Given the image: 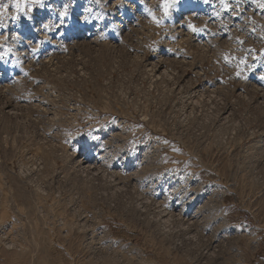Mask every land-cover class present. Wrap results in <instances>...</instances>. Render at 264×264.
Segmentation results:
<instances>
[{
  "label": "rangeland",
  "instance_id": "1",
  "mask_svg": "<svg viewBox=\"0 0 264 264\" xmlns=\"http://www.w3.org/2000/svg\"><path fill=\"white\" fill-rule=\"evenodd\" d=\"M218 3L176 0L167 32L141 0H42L0 27V264H264V37L229 79L209 42L255 6Z\"/></svg>",
  "mask_w": 264,
  "mask_h": 264
},
{
  "label": "clouds",
  "instance_id": "2",
  "mask_svg": "<svg viewBox=\"0 0 264 264\" xmlns=\"http://www.w3.org/2000/svg\"><path fill=\"white\" fill-rule=\"evenodd\" d=\"M124 2L125 0H114V3L116 5H120ZM141 3L144 4V10L147 14L146 22L149 26L154 27V28H161L165 32L174 31V29H167L164 27L165 17H167L168 15H165L163 12V9L161 7V0H141ZM246 3H247V0H233V2L229 4L231 8H234L236 10H234L231 14L233 16L239 15L240 12L244 11V6ZM104 4H105V7H107V4L106 3ZM252 4H254L255 7L252 8V11H247L243 15L241 24L236 27L235 32L232 34V36L230 37V39L225 45H220L218 43L212 44L211 42H209L210 47H212L215 52L214 59L218 61L223 68L229 70V79L233 77H241L242 74L245 73L246 71V68H245L246 61L244 59V55H245L246 50L249 47H251L247 43V38L252 37L253 39H256L257 37H264V14H261L258 11H256V9H264V8H261L258 4L253 3V0H252ZM37 5L39 4H32L30 0H29V4L27 5V7H25L22 2L18 6L14 2V0H0V27H3L4 25H6L9 22L10 18L15 20L21 14L25 17H29L33 11V8ZM175 6H176V0L170 9L175 8ZM216 8L217 10L224 9L223 6L220 4V2L217 4ZM149 10L151 11V13L155 14V17L160 21L159 23H156L153 20L152 15L149 14ZM88 14L91 15V9L88 10ZM220 17H221V12L217 11L216 13L217 23L212 25L213 29L221 30V28L225 29L229 27L226 21L224 19H221ZM201 21L203 22V26H201L199 23H194V22H201ZM189 22L196 25L197 28L203 29V31H198V32L191 31L192 33L204 32L207 29V25L211 24L209 17L206 15L190 16L185 21L187 28H188ZM45 25L49 26L48 28L44 27L46 31L48 32V30L50 29V25L48 23H46ZM151 27L149 30H151ZM241 33L244 35L245 37L244 39H241V36L239 35ZM253 33L255 35H253ZM215 34L216 33L213 32V36H215ZM15 39L16 37H13V43L15 42ZM45 39H47V37H45ZM150 39H151L150 37H145L146 41ZM7 43H8L7 39L0 38V49H2L0 50V58H4L5 56L8 57L9 53H12L14 51L12 47H3V45ZM171 43L175 45V47L172 48V53L174 54L180 53L184 56V58H190L187 55L186 50L182 46L179 45L178 35L172 36ZM257 44L260 47H264V39H257ZM143 46L148 47L149 50H151V47H152L151 44H145ZM253 67L254 66L252 64H248L247 70H251ZM237 73H239V75H237ZM224 83L227 84L228 81L225 80ZM14 98H15V95H14Z\"/></svg>",
  "mask_w": 264,
  "mask_h": 264
},
{
  "label": "snow or ice",
  "instance_id": "3",
  "mask_svg": "<svg viewBox=\"0 0 264 264\" xmlns=\"http://www.w3.org/2000/svg\"><path fill=\"white\" fill-rule=\"evenodd\" d=\"M14 2L19 6V4L22 2L24 4L25 7H27V5L29 4V0H14ZM30 2L32 4H42V0H30ZM220 4L223 6L224 9H228L230 8V4L228 2V0H219ZM175 3V0H161V7L163 9V12L165 15H168L169 10L171 8V6ZM253 3L258 4L261 8H264V0H253ZM149 14L152 15L153 20L156 23H159L160 21L155 17L154 13H151V11L149 10ZM60 15L63 17L64 15H66V10L60 12ZM44 27L48 28V25H45ZM188 28L190 31L192 32H198V31H203V29L197 28L196 25H194L193 23L189 22L188 23ZM33 51H36V49L34 48ZM227 59V57H226ZM244 62V61H242ZM237 75H239V73H237Z\"/></svg>",
  "mask_w": 264,
  "mask_h": 264
},
{
  "label": "bare ground",
  "instance_id": "4",
  "mask_svg": "<svg viewBox=\"0 0 264 264\" xmlns=\"http://www.w3.org/2000/svg\"><path fill=\"white\" fill-rule=\"evenodd\" d=\"M81 161V160H80ZM88 168H90V167H88ZM202 208V207H201ZM188 219V218H187ZM190 219V218H189ZM3 233V232H2ZM4 235V234H3ZM1 236V235H0ZM9 246H11V244H9Z\"/></svg>",
  "mask_w": 264,
  "mask_h": 264
}]
</instances>
